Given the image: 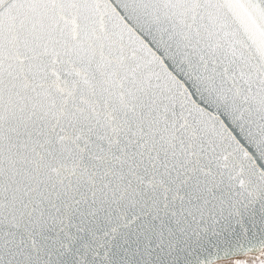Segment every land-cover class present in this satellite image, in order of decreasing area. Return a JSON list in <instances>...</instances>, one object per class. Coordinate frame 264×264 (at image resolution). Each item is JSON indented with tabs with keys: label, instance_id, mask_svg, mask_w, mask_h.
Instances as JSON below:
<instances>
[{
	"label": "snow or ice",
	"instance_id": "obj_1",
	"mask_svg": "<svg viewBox=\"0 0 264 264\" xmlns=\"http://www.w3.org/2000/svg\"><path fill=\"white\" fill-rule=\"evenodd\" d=\"M0 264H264V0H0Z\"/></svg>",
	"mask_w": 264,
	"mask_h": 264
}]
</instances>
